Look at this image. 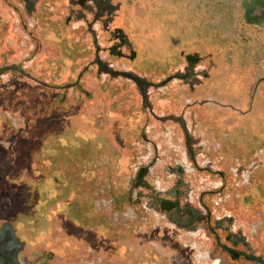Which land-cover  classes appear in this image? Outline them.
Masks as SVG:
<instances>
[{"label":"rangeland","instance_id":"rangeland-1","mask_svg":"<svg viewBox=\"0 0 264 264\" xmlns=\"http://www.w3.org/2000/svg\"><path fill=\"white\" fill-rule=\"evenodd\" d=\"M113 1L121 6L114 26L123 28L127 52L132 48L137 60L143 54L149 58L150 67L144 72L152 81L164 80L184 65L177 54L157 53V38L162 37L169 50L174 40L177 50L200 56L208 82L192 93L180 90L176 80L158 93L146 89L147 100L160 113L185 111L186 140L178 129L162 132L164 124L141 114L132 81L90 86L92 75H86L83 86L94 98L70 99V91L65 92L66 107L73 104L76 111L71 110L75 116L68 119L65 131L55 120L43 124L46 113L37 107L28 119L14 117V102L9 110L1 108L6 112L0 114V127L8 128V135L15 138L16 166L14 174L0 173V180L7 186L14 176L15 188L10 191L16 207L25 204L31 218L43 219L42 245L31 247L39 237L29 242L28 262L258 264L229 254L239 250L264 259V8L259 16L254 15L253 0ZM51 5L59 7L58 13H68L63 0H52ZM40 22L42 32L32 28L30 42L24 34H0V62L14 56L21 61L30 51L31 71L38 78L70 82L80 68H68L75 63L74 56L54 59L60 60V70L48 68L43 73V47L59 55V48L74 46L77 35L67 34L63 41L60 35L43 34V17ZM78 37L82 47L89 45L85 34ZM99 42L101 46L115 43L107 34H101ZM49 54L45 62L51 63ZM158 58L168 59L169 64L166 61L158 70L152 63ZM25 123L41 129L23 133L17 127L24 128ZM141 126L146 139L142 151L137 133ZM113 127L121 132L117 129L114 134ZM148 143L157 147L156 153L149 152ZM24 152L26 164L20 160ZM137 158L151 170L148 182H155V189L142 191L140 200L132 185L126 189L125 180L134 179L140 168ZM174 187L181 192L176 198L180 211L166 213L156 201L173 200L169 190ZM202 193L206 194L203 205L199 203ZM185 204L190 215L184 213ZM50 252L53 257L47 259Z\"/></svg>","mask_w":264,"mask_h":264},{"label":"flooded vegetation","instance_id":"flooded-vegetation-1","mask_svg":"<svg viewBox=\"0 0 264 264\" xmlns=\"http://www.w3.org/2000/svg\"><path fill=\"white\" fill-rule=\"evenodd\" d=\"M63 2L68 7V13L66 15L62 12L58 13L59 7H55L54 5L52 6V0H0V34H24L26 39L25 41L30 42L32 38V28L36 27L37 34L42 32V26H39L38 23H41L40 19L43 17V34L60 35V39L63 41L67 39V34L77 35V39L73 42L74 46L59 48V55H57V52H47L45 47H43V73L45 70L49 69L60 70L62 64L59 61L65 55H72L75 60V63L72 62L68 68L73 65H80V68L73 80L63 84H56L54 81L48 79L42 80L37 77L38 75L32 73L30 51L26 53L27 55H25L21 61H16L15 56L11 59V61L5 62V60H3V62H0V70L10 66L14 69L4 70L0 73V114L1 112H6L5 110L1 111L2 107H5L6 109L11 108L10 105L14 102L16 103V114L14 117L28 119L32 116V112L35 111L34 107H37L38 110L40 109V112L42 111L46 113L43 124L49 120H55L59 122L58 126L62 127V131L69 130L68 127L70 123L68 119L75 116L74 114H71V110H73V112L76 111L72 108L73 104H69L72 106H70V108L66 107V103L69 102L67 101L65 92L70 91V99L72 97L75 99L76 97L83 96L89 99L91 98L92 100L94 96L83 86L86 75H92L90 86L111 87L112 85H115V83H117L118 86H122L124 85L122 81H130L120 76L114 78L107 73L101 72L99 65L102 69L104 68L114 72L130 73L141 82L153 85L162 83L169 76L179 75V78H174L168 83L176 80L180 83L178 84L179 89L184 92L188 89V93H192L194 89L202 90L206 87L205 83L208 82L206 74H208V70L201 65L203 59L196 54H185L183 51L177 50L176 45L178 43L174 40V48H171L172 51L169 50L166 48L167 46L165 45L162 37L157 38V53L159 55L171 54L173 57L177 54L179 55L178 60L182 59L184 61V65L174 69V72L169 74L164 80L159 82L152 81L144 72L150 67L147 63L150 61L149 58L143 54L137 60V54L132 48H130L129 52H127L128 44L126 38L122 35L123 28H116L114 26L116 20L118 19V13L121 10V6L117 5L113 0H63ZM253 5L254 15H259V13L262 12V8H264V0H253ZM49 13H53V15L47 18L46 15ZM33 16L36 17L38 22L34 21L35 18L33 19ZM33 22L35 23L33 24ZM81 34H85L87 37L86 41L89 44L88 46H81L82 42L78 37V35ZM101 34H107L108 39H114L115 43L109 46H101L99 42ZM25 41L24 44H26ZM36 48V50H39V46ZM48 53H50L49 55L52 56L51 59H53V62L51 63L45 62L49 59ZM58 57L60 60L55 62L54 59L57 60ZM166 61L168 63V59L158 58L152 63H154L156 65L155 67L160 70L166 66ZM129 64H132L130 66V70L128 69ZM136 67H138L140 71H137L136 69L134 70ZM194 68H197L198 70L195 69V71ZM197 80H199V82H197ZM168 83L160 88H164ZM191 85L193 87H191ZM33 86L35 88H33ZM152 88L154 87L149 85L146 89ZM154 89H157L156 92L158 93L159 88ZM137 91L139 94V103L142 115L144 114L146 117L152 118L154 122L159 123V125L164 124L166 126L173 124L171 129L165 126L161 128L162 132L167 130L166 132L168 133H174L175 130L178 129L182 135H185V140L187 139L189 130L182 122L185 118V111L183 113H179V115H174L169 112L160 113L155 109V105L151 101L149 102L148 100V104L144 101L143 97L140 95L139 88H137ZM95 102L96 101L94 100L93 103L95 104ZM33 115L36 116L37 111ZM61 118L64 121H59ZM25 125L26 127L24 128L17 127L18 130H22L23 133L30 134L31 132H37V130L41 129L38 125L28 126L26 123ZM117 129L119 131L117 133L119 134L121 132L119 127H113L112 132L115 134ZM8 130V128L0 127L1 174H6V172L8 174L15 173V171H13V168L16 166L14 157L15 138L9 136L10 132ZM98 130L100 131L101 129ZM143 131L144 128L141 126L140 131L137 132L140 134L141 143L138 144L140 151L143 149V142L146 141L142 134ZM48 132L50 131H47L46 133ZM116 142L120 145L119 141ZM148 144L151 146L148 149L149 152L151 150V154H154V152L156 153L157 147L152 143ZM117 150L120 151V153H123V150L120 147H118ZM187 151L190 158H192V152L190 150ZM24 155L25 152L20 155V160L23 162H25L23 160ZM150 156L151 155L147 157V160ZM143 158L144 157L141 158L142 161H144ZM136 161L140 164V168L136 172L134 179L131 178L128 181L126 177L125 180L126 189H131L130 185H132L133 188H135L136 196L140 200L144 195L142 191L155 189L153 186L155 182L153 181V185L148 182V175L151 170H148V168L143 166L144 164L140 161V158L135 159V163ZM191 163L194 164L193 159L191 160ZM5 167L7 169L1 171L2 168L4 169ZM5 182L6 181L4 180H0V264H31L28 262L29 258L27 256H30V254L27 247L31 246L29 242L36 241L38 237L39 243L34 244L31 247H40V245H42L41 228L43 219L40 220V218L37 217L31 218L28 215L31 211L24 206L25 204L16 207L15 199L12 198L13 195L10 191H14L15 188L14 176L12 180L10 179L7 186H5ZM181 185L182 183L178 182V185L176 186L181 187ZM175 188L176 187H174L173 190H169L170 198H173V200L169 202L157 200V204L159 203L158 205L161 210H165L166 213L170 212V210L175 211L176 213L180 211L179 201H176V198L180 197L179 193L181 192L176 191ZM185 192L187 191H184L183 196L187 198L188 192ZM159 193L160 192H158V194ZM205 195V193L200 194V204H202V199ZM151 200L154 199L152 198ZM183 210L184 213L190 215V209L186 206V204L183 206ZM26 217H30L31 219L27 220ZM39 224H41L40 227H38ZM215 237H217V235H215ZM220 245L224 246L221 243ZM40 249L43 250V247ZM227 249L230 250V248ZM233 252L234 253L229 254V257L236 259L243 257L244 259L257 262L258 264H264L263 258L257 259L250 255H244L242 254V251L239 250H233ZM45 255L48 256L47 254ZM51 257H53L52 252L49 253V257H47V259H50ZM40 261H43L42 258L38 260L39 263ZM42 264H47V262H42Z\"/></svg>","mask_w":264,"mask_h":264},{"label":"water","instance_id":"water-1","mask_svg":"<svg viewBox=\"0 0 264 264\" xmlns=\"http://www.w3.org/2000/svg\"><path fill=\"white\" fill-rule=\"evenodd\" d=\"M98 64V62H97ZM99 65V64H98ZM10 69H14L12 66L10 67H7V68H4L2 70H0V73L3 72L4 70H10ZM99 69L101 70V72L103 73H107L109 74L110 76L112 77H123L125 79H128L130 81H132L136 86L137 88H139L140 90V95L143 97L144 101L148 104V100H147V97H146V88L149 86V85H152L154 88H160V87H163L166 83H168L170 80L172 79H177L179 78V75H173V76H169L166 78L165 81H163L162 83L158 84V85H153V84H148V83H145V82H141L139 79H137L134 75L130 74V73H127V72H114V71H110L108 69H102L99 65ZM140 174V173H139ZM157 200V199H156ZM160 200V199H158ZM157 203V201H156ZM159 204V203H158ZM217 240V239H216ZM227 248H225L226 250ZM227 252H230L228 249L226 250ZM258 259V258H257Z\"/></svg>","mask_w":264,"mask_h":264}]
</instances>
